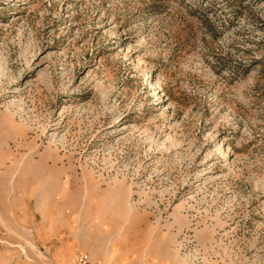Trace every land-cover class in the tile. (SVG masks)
Listing matches in <instances>:
<instances>
[{
	"label": "rangeland",
	"instance_id": "1",
	"mask_svg": "<svg viewBox=\"0 0 264 264\" xmlns=\"http://www.w3.org/2000/svg\"><path fill=\"white\" fill-rule=\"evenodd\" d=\"M0 264H264V0H0Z\"/></svg>",
	"mask_w": 264,
	"mask_h": 264
}]
</instances>
